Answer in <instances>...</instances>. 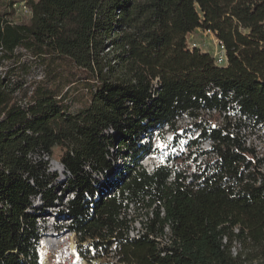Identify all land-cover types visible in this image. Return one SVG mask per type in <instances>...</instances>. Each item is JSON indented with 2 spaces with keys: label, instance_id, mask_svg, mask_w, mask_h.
<instances>
[{
  "label": "trees",
  "instance_id": "16d2710c",
  "mask_svg": "<svg viewBox=\"0 0 264 264\" xmlns=\"http://www.w3.org/2000/svg\"><path fill=\"white\" fill-rule=\"evenodd\" d=\"M18 1L0 0V264H39L56 208L126 264H264V0H27L26 20ZM198 29L227 64L190 48ZM184 115L195 150L147 170L143 140Z\"/></svg>",
  "mask_w": 264,
  "mask_h": 264
},
{
  "label": "rangeland",
  "instance_id": "374dc122",
  "mask_svg": "<svg viewBox=\"0 0 264 264\" xmlns=\"http://www.w3.org/2000/svg\"><path fill=\"white\" fill-rule=\"evenodd\" d=\"M28 15L29 12L26 13L23 12L17 16V19L26 20ZM188 41L191 49L199 48L202 52L210 53L211 55L214 56V58H216V55L219 53L218 38L212 31L198 29L194 33L189 35ZM80 105H78L77 107H79ZM197 133L198 131L196 130V127L193 124V119L188 115H184L182 118L178 119L177 125L174 128V130L173 128H169L168 126L152 130L143 140V142L148 140L151 141V145H152L151 153L145 154L140 160V163L143 166H145L147 170H152V166L155 167L157 163L160 164L166 162L167 159L172 155V153L176 149H178L177 148L178 144H175L176 143L175 140L177 139L176 135H180L178 138V143L180 140L179 145H182V144H187L189 139L195 138ZM253 138H256L255 140L256 144L258 145L260 151L264 153V136L260 138L257 137L256 135V137L254 136ZM207 144L209 143L204 144V146L207 147ZM152 161L154 162L152 163ZM115 167L122 168L123 162L119 159L115 163ZM51 169L53 171H59V172L62 170V166L57 155H55L51 160ZM96 176H101V175L96 174ZM57 210L58 208L52 209L54 214H51V217L48 218L46 217L45 220L41 219L40 222L45 235V238L41 239L42 243L40 249V257L41 260H47V263L49 262L50 264L64 263L65 256L69 255L70 251L72 250V248L70 247L57 246L54 247L55 250L54 252H52L51 248L46 247L47 246L46 241L49 238L59 237L63 235L62 229L58 225L65 224V221L61 220V219H65V217L56 215ZM66 237L68 240H71V244L76 243L75 236L70 234L67 235ZM51 240H53V238H51ZM71 244L69 243V246ZM73 249L75 254L78 257L82 258L81 255L77 252V246L76 248Z\"/></svg>",
  "mask_w": 264,
  "mask_h": 264
},
{
  "label": "built area",
  "instance_id": "2783aa9c",
  "mask_svg": "<svg viewBox=\"0 0 264 264\" xmlns=\"http://www.w3.org/2000/svg\"><path fill=\"white\" fill-rule=\"evenodd\" d=\"M5 1H11V0H5ZM14 9H15L16 17L23 12H25V13L29 12L30 13V8L27 4V0H19L18 2H16L14 4ZM218 47H219V53L216 55V58H215L216 62L219 65H225L228 62V57L226 54V47H225V44L222 41H220L219 39H218ZM214 113H216V110H214ZM198 134L199 133H197L195 138H197ZM189 141H190V139L188 140L187 144L179 145L180 144V140H179L178 147H177L178 149H176V150H181L184 153H190L191 151H194L196 147H190ZM206 143H209V144H207V147L204 146V144H206ZM200 147L203 150L211 151L212 150V141L208 140V141L201 142ZM193 157H196L197 161L191 159V161L193 162L192 169L197 170L200 167L205 166L208 158H217L218 155L214 152H210L207 155L194 154ZM47 159H48V157H47ZM158 165L159 164L157 163L156 166H158ZM62 169H63V167H62ZM153 169H154V166H152V170ZM152 170H149V171H152ZM116 194L117 195L119 194L118 189H116L115 191L112 192L113 196H115ZM128 211L131 215L133 214V212H134L133 211V205L129 206ZM38 220H39V222H41V218H39ZM61 220L65 221V224L58 225L61 227L63 235H61L59 237H51V238H53V240H51V238H49L46 241V243H47L46 247L51 248L52 252H54V250H55L54 247H57V246L72 248V250L70 251V254L65 256L64 263H62V264H126L125 262H122L121 258L117 255V253L115 251L116 250L115 245H113V247L110 248L109 252H106L105 250L102 251V249L100 251H98V249L96 250V248L94 246H92L93 242L91 240L82 242V241H80V233L71 232L69 230H66V227L71 224L70 219L65 218V219H61ZM144 225H145V223L143 221V218L136 219V221L133 222V224L129 230L130 237L140 236L143 232ZM41 232H42L41 237H40V240L38 242L39 253H40L41 243H42L41 239L45 238L43 228H41ZM70 234L76 237V243L71 244V240L67 239L66 236L70 235ZM69 243L71 244L70 246H69ZM76 246H77V252L81 255L82 258L78 257L75 254V252L73 251L74 250L73 248H76ZM89 248H90V250H89ZM39 264H50V263L49 262L47 263V260H41V257H40Z\"/></svg>",
  "mask_w": 264,
  "mask_h": 264
},
{
  "label": "bare ground",
  "instance_id": "6f19581e",
  "mask_svg": "<svg viewBox=\"0 0 264 264\" xmlns=\"http://www.w3.org/2000/svg\"><path fill=\"white\" fill-rule=\"evenodd\" d=\"M149 160V159H148ZM152 160V159H151ZM150 161V160H149ZM154 161H152V163H153Z\"/></svg>",
  "mask_w": 264,
  "mask_h": 264
}]
</instances>
